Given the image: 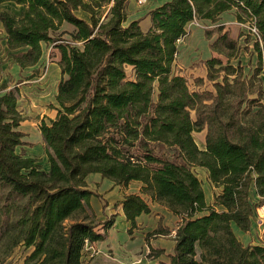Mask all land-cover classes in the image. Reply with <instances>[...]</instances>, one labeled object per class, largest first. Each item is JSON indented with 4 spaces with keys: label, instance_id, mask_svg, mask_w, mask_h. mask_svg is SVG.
<instances>
[{
    "label": "trees",
    "instance_id": "16d2710c",
    "mask_svg": "<svg viewBox=\"0 0 264 264\" xmlns=\"http://www.w3.org/2000/svg\"><path fill=\"white\" fill-rule=\"evenodd\" d=\"M4 3L21 7L17 18L0 13L7 59L33 68L42 45H52L60 81L55 117L38 127L47 171L22 153L17 88L0 95V264L17 247L23 264H83L85 249L106 240L99 228L113 226L91 206L101 197L89 189L90 175L122 190L140 184L120 203L129 234L150 204L178 219L167 264H264V246L243 245L232 229L249 232L255 208L264 207V0H169L149 12L146 32L129 20V0ZM230 11L256 29L255 66L245 74L240 45L217 26L206 34L216 37L209 48L217 57L202 63L213 91H191L173 73L176 44L194 20L216 23ZM63 24L74 29L71 41L51 36ZM203 132L201 150L193 134ZM194 168L219 190L211 205Z\"/></svg>",
    "mask_w": 264,
    "mask_h": 264
},
{
    "label": "rangeland",
    "instance_id": "374dc122",
    "mask_svg": "<svg viewBox=\"0 0 264 264\" xmlns=\"http://www.w3.org/2000/svg\"><path fill=\"white\" fill-rule=\"evenodd\" d=\"M165 0H147L145 4H140L138 0H131L128 8L129 20L137 19L140 22V28L145 31L148 26L149 12L161 5ZM18 7L15 4L6 3L0 7L1 12H7L12 17L18 15ZM108 15V6H104L97 14V20L103 22ZM80 18H85L81 13L77 14ZM249 23L239 24L235 19V12L230 11L222 14L216 23L209 21L194 20L186 27V36L177 42V56L173 65V73L182 76L186 79L187 85L191 91L208 90L213 91L212 85L205 79V67L202 64L204 61L217 57L210 51V44L216 38L208 41L206 34L211 32L215 27L221 26L229 36L238 42L241 47V60L244 66L246 75H250L255 66V54L253 52V37L248 31ZM72 28L68 25L62 26L57 32H52L53 38L71 41L70 34ZM1 41V39H0ZM43 58L40 63L32 69H26L19 74L12 71L10 68L4 73L5 85L0 86V95L17 88L19 92L17 100V110L24 118L20 124L19 131L25 135L23 141L27 144L22 153L35 158L38 165L43 171H47L48 164L44 155L43 144L39 136L38 127L41 122H46L55 117V112L52 110V105L55 104L54 97L56 94L57 85L60 80L59 70L56 62L59 59V54L52 45H42ZM11 67V66H10ZM3 72V71H1ZM127 79L132 80V72L126 69ZM1 77V76H0ZM198 78L204 80L202 87H195L194 81ZM1 79V78H0ZM193 117V115H192ZM205 133L193 134L194 141L199 149H203L201 142L204 141ZM194 174L201 182L202 189L205 195V201L208 205L213 203V197L217 190L214 189L207 180V173L204 169L194 168ZM103 183L105 185H103ZM89 189L98 194L101 198H92L102 206V210L108 207L106 214H103L99 220L106 225L108 220H115L116 212H118V205L120 199L127 194L136 192L137 185H131L121 193H111L112 188L108 187L103 179L92 177L89 180ZM113 188H116L113 186ZM109 189V190H108ZM111 189V191H110ZM151 216L145 218L144 221H138L136 228L129 234L126 230V240L118 241L122 230L120 225L117 227H100L101 233L106 232V242L116 238L118 246H115L113 241L110 243H99L88 246L84 252L83 264H134L140 260L152 263L155 261L158 252H162V258L167 257L171 243L173 242V231L176 228L178 219L166 213L161 207L150 204ZM259 217H264V210L258 211ZM157 222V227L153 230V222ZM258 224H261L260 222ZM161 228L168 230L163 236H155L153 232ZM112 230V231H111ZM259 234L256 235L257 241L263 245L260 235L262 226L258 228ZM110 231V232H109ZM115 231V233H114ZM25 251L22 247H17L13 251L11 257L4 264H23V257ZM160 257V256H159Z\"/></svg>",
    "mask_w": 264,
    "mask_h": 264
},
{
    "label": "crops",
    "instance_id": "0c3cea01",
    "mask_svg": "<svg viewBox=\"0 0 264 264\" xmlns=\"http://www.w3.org/2000/svg\"><path fill=\"white\" fill-rule=\"evenodd\" d=\"M167 1H169V0H165L162 4H164L165 2H167ZM12 4V3H11ZM130 4H131V0H129V4H128V8H129V6H130ZM161 4V5H162ZM3 5H6V3H4V4H1L0 5V7L1 6H3ZM161 5H159V6H161ZM159 6H157V7H159ZM18 7V15L16 16V17H14V18H17L19 15H20V12H21V7L20 6H17ZM2 13V12H1ZM148 19H149V17H148ZM134 20H137V19H135L134 18ZM149 23H150V19H149ZM64 25H68V24H63L62 26H64ZM61 26V27H62ZM68 26H70V25H68ZM71 27V26H70ZM149 27H150V25L148 24V26H146V29H145V31H143V32H146L148 29H149ZM72 28V27H71ZM72 31H74V29L72 28ZM5 33H4V31H3V28H2V26H1V24H0V39H1V41H0V86H2V85H5V83H4V80H5V75H4V73H6L5 71L6 70H8L9 68L12 70V71H16L17 72V74H19L20 72H22L12 61H10V60H8L7 59V57H8V53H7V47H6V43H5ZM42 58H43V56H42ZM42 58H41V60L40 61H42ZM40 61H39V63H40ZM38 63V64H39ZM37 64V65H38ZM56 64H57V62H56ZM36 65V66H37ZM11 66V67H10ZM35 66V67H36ZM35 67H33V68H35ZM58 67V66H57ZM28 69H32V68H28ZM130 69V68H129ZM26 70V69H25ZM58 70H59V68H58ZM1 71H3V72H1ZM24 71V70H23ZM59 75H60V70H59ZM60 81V80H59ZM1 93V92H0ZM40 136V135H39ZM41 139V138H40ZM41 143H42V141H41ZM204 144V141H202L201 142V145H203ZM27 157H31V156H29L28 154L26 155ZM31 158H33V157H31ZM92 177H94V178H98L99 180L101 179V177L99 176V175H90L88 178H87V184H88V186H90L89 185V180L92 178ZM105 181V183H107V185H108V187H110V188H112V191H111V189H110V191H111V193H121V191H122V189H120V188H118V187H116V188H113V184L110 182V181H108V180H104ZM137 185V189H136V192H134V193H131V194H138L139 193V188H140V184L139 183H131V184H129V186L128 187H130L131 185ZM103 185H105L104 183H103ZM109 190V189H108ZM115 191V192H114ZM219 193V190H217V192H216V195ZM125 194H127V193H125ZM123 198V197H122ZM122 198L119 200L120 201V203H121V201H122ZM250 201H251V203L253 204V205H255V204H257L258 203V201H259V198L257 197V195H256V193H255V191L254 190H252L251 191V194H250ZM91 206H92V208H93V210H94V212H95V214L97 215V217H98V219L100 218V217H102L103 216V214H106V215H108L107 213H106V210L108 211V210H110V208H106L105 210H104V212H103V210H102V206H100L99 205V203H97L96 202V200H93V199H91ZM157 206V205H156ZM151 209V208H150ZM161 209H163L166 213H168L167 212V210H165L164 208H161ZM217 210H220V209H217ZM259 210H264V207H257V208H255V210H254V213H253V216H252V222H251V227H250V230H249V232H247V233H243V232H241L239 229H237L235 226H233L232 227V229H233V233H234V235L236 236V238L243 244V245H245V246H247V245H250V246H256V245H260V246H262V244L261 243H259L258 241H257V238H256V235L258 236V234H259V230H258V228L260 227V224H258L259 223V221H260V217H259V214H258V211ZM152 211V210H151ZM116 217H115V220L113 221V226L112 227H117V225H120V227H121V230H122V232H121V234H120V236L118 235V241H125L126 240V230L127 229H129V227H130V225H129V223H127L126 221H125V218H124V215H123V213H122V207H121V205L119 204L118 205V212H116ZM151 216V214L150 215H148V216H146V215H142V216H140L139 218H137L136 219V223H138V221L140 222V221H144V219L146 218H149ZM157 222L158 221H156V222H153L154 224H153V230L157 227ZM112 231V230H111ZM110 232V231H109ZM114 233H115V231H114ZM116 234V233H115ZM116 238H113L112 236H111V239H110V237H109V240H107V242H106V240L104 241L105 243H110V242H108V241H113V243H114V245L115 246H118V242H117V240H115ZM104 242H101V243H104ZM97 244H99V243H97ZM94 245H96V244H94ZM93 245V246H94ZM173 247H174V242H172L171 243V246L169 247V249H168V251L166 252V256H169L171 253H172V250H173ZM168 263V258L167 257H165V258H162V256H160V257H158L155 261H153L152 263H148V262H146V261H143V260H140V261H138L137 263H134V264H167Z\"/></svg>",
    "mask_w": 264,
    "mask_h": 264
},
{
    "label": "built area",
    "instance_id": "2783aa9c",
    "mask_svg": "<svg viewBox=\"0 0 264 264\" xmlns=\"http://www.w3.org/2000/svg\"><path fill=\"white\" fill-rule=\"evenodd\" d=\"M138 2L140 4H145L147 2V0H138ZM248 31L250 32V34L254 37L257 36V32H256V29L254 28V26L251 24L249 25L248 27ZM261 224L260 226H262V231H261V235H260V239L264 245V217L263 218H260V221H259Z\"/></svg>",
    "mask_w": 264,
    "mask_h": 264
}]
</instances>
